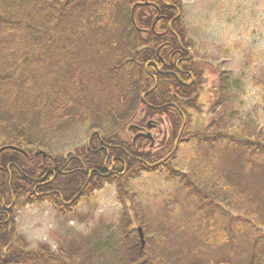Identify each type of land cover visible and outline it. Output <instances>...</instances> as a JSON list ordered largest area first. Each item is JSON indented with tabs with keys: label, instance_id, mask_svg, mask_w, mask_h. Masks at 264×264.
I'll use <instances>...</instances> for the list:
<instances>
[{
	"label": "trees",
	"instance_id": "16d2710c",
	"mask_svg": "<svg viewBox=\"0 0 264 264\" xmlns=\"http://www.w3.org/2000/svg\"><path fill=\"white\" fill-rule=\"evenodd\" d=\"M190 45L183 0H0V98H7V111L17 107L32 114L35 126L0 120V148L25 152H0V264H65L44 245L29 248L18 233L16 213L23 199L48 201L66 213L115 182L125 199L131 192L124 183L143 170L176 171L182 187L207 206V211L195 207L191 218L205 211L201 218L208 227L198 224L202 239L213 246L244 243L247 264H264V214L252 194L235 187V203L225 205L219 193L210 202L201 188L204 180L219 176L213 164L223 150L245 154L249 177L264 173V132L249 121L241 129L222 128L215 118L203 131H190L188 111H200L203 85ZM39 73L46 79L54 74L56 81L40 82ZM220 83L224 99L226 75ZM138 113L169 120L171 136L159 150H147L151 142L139 135L148 129L146 119L133 124ZM77 121L91 126L86 143L71 153L48 152L53 133ZM129 132L135 140H125ZM191 141H218L222 147L200 160L201 172L173 165L181 145ZM126 221L125 228L132 225ZM131 245L126 260L115 264H165L158 253L153 257L143 250L139 234Z\"/></svg>",
	"mask_w": 264,
	"mask_h": 264
},
{
	"label": "rangeland",
	"instance_id": "374dc122",
	"mask_svg": "<svg viewBox=\"0 0 264 264\" xmlns=\"http://www.w3.org/2000/svg\"><path fill=\"white\" fill-rule=\"evenodd\" d=\"M183 5L191 52L203 73L200 111H188L190 131H203L215 124V118L218 122L215 125L222 128L241 129L249 121L252 127L264 132V0H183ZM223 75L229 81V88L226 97L221 99ZM53 76L46 79L44 73H39L36 78L52 85L56 81ZM7 110V98L3 96L0 98V120L12 126L22 121L27 129L35 128L32 114L17 107ZM144 118L146 122L152 120L155 126L149 134L154 136L156 144L147 149L155 152L163 146V139L170 138L171 124L165 116L147 118L144 113H138L133 124ZM88 127H91L88 121L61 127L49 138L46 150L73 152L86 143ZM102 127L104 130L110 128L108 125ZM1 133L4 131L0 128ZM123 136L127 141L134 138L130 132ZM3 140L0 138V143ZM198 143L191 141L181 145L173 162L178 170L201 172L199 164L206 154L222 148L218 141L214 145ZM246 159L243 153L223 150L213 164L219 176L215 175L212 181L204 180L201 188L210 202L217 199L216 193H219L222 198L218 201L223 200L227 205L234 202L232 197L238 191L235 187H240L242 192L252 194L264 214V173L257 172L249 177ZM172 171L143 170L129 178L124 185L131 196L125 199L119 195L117 182L106 183L66 213L45 201L28 203L23 199L16 213L17 231L29 248L44 245L62 257L65 264H115L120 259L126 260L127 256L123 255L128 247L134 250L131 244L136 241L137 230L143 222L146 224L141 227L145 236L143 250L153 257L158 253L165 264H247L244 243L237 247L213 246L202 239L198 224L208 227L209 221L203 222L201 218L205 211L204 214L196 211L197 217L192 221L191 218L195 207L207 211V206L198 194L184 189L180 176ZM126 220L132 225L125 228ZM248 256H251L250 250Z\"/></svg>",
	"mask_w": 264,
	"mask_h": 264
},
{
	"label": "water",
	"instance_id": "95a60500",
	"mask_svg": "<svg viewBox=\"0 0 264 264\" xmlns=\"http://www.w3.org/2000/svg\"><path fill=\"white\" fill-rule=\"evenodd\" d=\"M144 5H147V3L144 4ZM134 10H135V8L133 9V11H134ZM148 126L151 127V128H152V127H155V126H153L151 123H149ZM144 137L147 138V139H149V140L151 141V145L154 146V144H155V139L153 138V136H152L151 134L144 135ZM135 139H136V138H135ZM6 149H15V150H17V151L22 152V153L25 154V152H24L22 149L15 148V147H4V148H1V149H0V152H2L3 150H6ZM43 155L45 156V154H43ZM138 232H139V236H140V240H141L142 247H144V245H145V240H144V232H143V229H142V228H139V229H138Z\"/></svg>",
	"mask_w": 264,
	"mask_h": 264
},
{
	"label": "flooded vegetation",
	"instance_id": "af4514ba",
	"mask_svg": "<svg viewBox=\"0 0 264 264\" xmlns=\"http://www.w3.org/2000/svg\"><path fill=\"white\" fill-rule=\"evenodd\" d=\"M147 130V129H146ZM142 131H143V129H142ZM145 131V130H144ZM40 196V195H39ZM45 202H47V203H49L48 201H45Z\"/></svg>",
	"mask_w": 264,
	"mask_h": 264
}]
</instances>
